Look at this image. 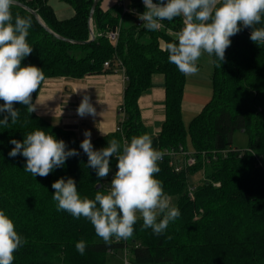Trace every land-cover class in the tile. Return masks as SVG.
<instances>
[{
  "label": "trees",
  "instance_id": "1",
  "mask_svg": "<svg viewBox=\"0 0 264 264\" xmlns=\"http://www.w3.org/2000/svg\"><path fill=\"white\" fill-rule=\"evenodd\" d=\"M64 1L71 5L73 15L59 20L48 0H16L34 11L52 33L66 39L47 32L32 13L14 4V17L19 14L32 20L27 41L33 51L22 60V66L41 68L45 80L122 71L125 80L117 127L91 140L96 150L113 138L123 144L133 136L149 134L138 98L152 86L155 74L162 75L165 119L157 135L149 134L153 147L164 152H190L195 163L174 172L168 166L167 154L159 162L161 171L156 178L180 210V216L163 234L143 228L138 219L131 238L113 239L106 245L89 220L57 210L51 185L61 177H71L82 198H94L99 185L100 190H107L105 181H111L117 170L116 159L110 158L111 177L99 179L87 166L88 157L80 148L82 140L74 132L51 125L35 111L29 114L23 105H14L20 109L17 123L0 125V210L27 241L15 253L13 264H106L118 251L126 256L127 264H264V46L250 40L246 29H252L242 28L230 37L231 45L220 67L215 56H210L211 98L185 125L181 111L185 76L168 62V53L162 50L164 44L175 41V35L166 30L177 33L183 19L163 21L162 29L148 31L133 13L145 11L142 0H117L106 11L101 10L99 0L91 17L90 39L93 0ZM122 2L129 12H123ZM261 26L264 24L257 25ZM115 29L118 38L112 44L108 32ZM42 83L32 94L33 103ZM5 115L0 113V120ZM36 129L64 140L79 155L69 157L47 177H34L24 170L26 158L9 157L8 153L14 147L12 139L22 142ZM235 132L247 136L244 150L232 145ZM196 173L202 177L193 185L189 177ZM80 240L87 243L83 255L75 248Z\"/></svg>",
  "mask_w": 264,
  "mask_h": 264
},
{
  "label": "clouds",
  "instance_id": "2",
  "mask_svg": "<svg viewBox=\"0 0 264 264\" xmlns=\"http://www.w3.org/2000/svg\"><path fill=\"white\" fill-rule=\"evenodd\" d=\"M16 0H0V113H7L0 125H15L20 116V104L29 114L36 111L32 94L37 92L45 75L35 65L22 66L33 47L27 41L32 26L30 17L13 16ZM145 11L138 19L148 31H158L163 21L183 19V27L175 34V41L166 43L162 50L168 53L169 63L174 64L184 76L199 72L197 61L203 54L215 56L220 67L225 60L230 37L242 28H251L250 40L264 46V0H143ZM80 117L95 115L90 98L85 95L77 108ZM80 148L87 155V166L96 171L99 179L106 178L110 171V158L117 161L107 190L97 187L94 198L81 197L77 184L71 177H61L51 185L57 210L70 213L75 218L84 217L94 226L95 234L106 245L112 240H126L133 236L134 225L142 220V227L151 228L156 235L163 234L170 222L180 216V210L171 202L156 178L161 171L159 162L164 150L153 147L152 137L142 134L131 137L121 144L116 139L108 140L107 146L94 149L91 132L85 130ZM14 147L9 157L22 155L26 158L24 170L34 177H47L55 168L64 166L69 157L78 156L74 148H68L62 139L36 129L25 135L23 141L12 139ZM27 241L18 234L15 224L0 210V264H13L15 253ZM76 251L83 255L87 243L80 240Z\"/></svg>",
  "mask_w": 264,
  "mask_h": 264
},
{
  "label": "crops",
  "instance_id": "3",
  "mask_svg": "<svg viewBox=\"0 0 264 264\" xmlns=\"http://www.w3.org/2000/svg\"><path fill=\"white\" fill-rule=\"evenodd\" d=\"M194 77L197 79L199 75L196 74ZM124 80L122 71L86 76L81 79L48 78L42 83L33 103L36 105L35 112L51 125L71 130L78 139L85 138V130L91 132V140L106 136L114 132L117 127ZM163 82V76L155 74L152 77V86L138 98L142 122L151 136L158 134L165 119ZM85 95L90 98V102L95 108L94 116L80 117L77 114V108ZM204 104L198 101H184L183 92L182 113L187 110L196 114Z\"/></svg>",
  "mask_w": 264,
  "mask_h": 264
},
{
  "label": "rangeland",
  "instance_id": "4",
  "mask_svg": "<svg viewBox=\"0 0 264 264\" xmlns=\"http://www.w3.org/2000/svg\"><path fill=\"white\" fill-rule=\"evenodd\" d=\"M116 1L117 0H101V10L106 11ZM48 3L52 7L55 16L59 19H67L73 15V9L71 5L64 0H48ZM92 27L93 26L91 23V28ZM197 64L199 68V72L197 73L199 78L196 79L194 76L185 77L184 101H198L199 103L204 104L210 100L213 92L212 82L210 79L212 73V62L210 56H208L206 53L203 54L197 61ZM182 114L183 123L185 125H187L190 119L195 115V113L187 110H184ZM187 145L188 149L192 151L190 144L188 143ZM232 145L239 150H244L247 146V136L241 132H235L232 136ZM112 171L113 169L111 168L109 175L104 179H109L111 177ZM201 177V173H196L189 177V182L194 185L201 179ZM105 183L108 185L110 181L107 180ZM171 202H173V200H171ZM125 257L126 256L121 251H118L107 258L106 264H124ZM127 257L130 258V256ZM57 264L65 263L60 262Z\"/></svg>",
  "mask_w": 264,
  "mask_h": 264
},
{
  "label": "built area",
  "instance_id": "5",
  "mask_svg": "<svg viewBox=\"0 0 264 264\" xmlns=\"http://www.w3.org/2000/svg\"><path fill=\"white\" fill-rule=\"evenodd\" d=\"M121 5L123 6V12H129L125 7V4L122 2ZM135 15L138 13L133 12ZM138 16V15H137ZM142 21L138 19V24H140ZM162 29V28H161ZM166 32L169 35H175L172 30L167 29ZM108 38L111 41L112 44H115L118 38V30L115 29L113 31L108 32ZM104 66H108V63H104ZM165 154L168 155L169 161H168V166L172 168L174 172H180L182 171L185 167L192 166L195 163V159L190 155V152L184 151L182 149L178 151H173V150H166ZM124 264H127V260H124Z\"/></svg>",
  "mask_w": 264,
  "mask_h": 264
},
{
  "label": "water",
  "instance_id": "6",
  "mask_svg": "<svg viewBox=\"0 0 264 264\" xmlns=\"http://www.w3.org/2000/svg\"><path fill=\"white\" fill-rule=\"evenodd\" d=\"M98 1H99V0H93V3H92L91 8H90V13H89V30H90V39H93V32H92V29H91V17H92V15H93L94 9H95V7H96ZM142 1H143V0H142ZM15 5H18V6L22 7V8H24V9H26V10L29 11L30 13H32V14L35 16V18L37 19V21L41 24V26H42L47 32L52 33V32L50 31V29H48V28H47V27L41 22V20L39 19V17L36 15V13H35L34 11L30 10L28 7H26V6H24L23 4L18 3V2H16ZM246 30H247V32L251 33L250 30H248V29H246ZM52 34H53L54 36H56L58 39H61V40H65V41H66V39H64V38H62V37H59L58 35H55L54 33H52ZM98 187H99V186H98Z\"/></svg>",
  "mask_w": 264,
  "mask_h": 264
}]
</instances>
